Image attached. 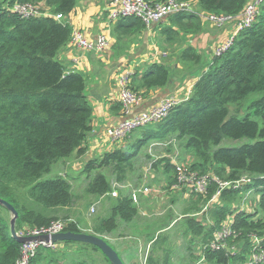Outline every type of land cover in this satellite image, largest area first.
<instances>
[{
    "label": "trees",
    "instance_id": "1",
    "mask_svg": "<svg viewBox=\"0 0 264 264\" xmlns=\"http://www.w3.org/2000/svg\"><path fill=\"white\" fill-rule=\"evenodd\" d=\"M147 1L155 4L168 0ZM174 1L189 3L192 9L171 14L167 24L159 25L169 45H179L181 38L201 31L203 19L199 12L235 17L252 0ZM76 3L77 0H0V199L16 210V231L23 227H47L60 220L65 223V232L83 233L68 213L75 202L71 184L61 177L41 181L52 165L66 162L73 154L82 156L92 130V107L85 94L84 77L67 73L58 60L71 36L69 26L62 20ZM16 4H29L41 12L23 18L12 11ZM41 4L50 14L41 9ZM145 29L141 20L126 17L115 22L112 33L121 43ZM178 59L201 70L198 69V80L188 100L175 106L163 121L147 125L132 145L134 149H114L87 162L83 172L95 175L87 183L86 192L105 196L110 185L103 169L111 168L116 180L123 181L140 148L177 135L183 148L197 159L190 172L198 176L212 172L228 181L245 175L251 178V184L221 193L219 202L226 207L210 210L213 225L208 230L201 220H188L191 233L204 237L203 255L208 261L236 264L246 259L250 237L264 236V0L254 23L241 30L232 45L208 62L206 68L201 67L202 56L192 47L184 48ZM175 76L176 72L164 64L153 63L131 76L130 87L135 92L164 89ZM251 94L259 98L250 103L248 112L242 118L231 116L229 105L239 104ZM223 139L248 143L223 148L220 147ZM163 171L168 175V186L177 182L173 163L165 164ZM215 190L216 185L211 184L203 196L205 201ZM248 191L259 196L258 200L249 213H238L241 206L235 207L234 201L238 196L242 199ZM111 199L115 202L110 217L97 221L92 233L103 240L117 229V219L131 222L137 215L128 196L120 194ZM1 211L6 209L0 206V264H16L21 244L12 239L10 220ZM233 215L227 244L231 247V243L239 241L241 253L231 257L224 249L212 251L207 245L213 233L221 228V222ZM42 253L54 251L40 248L31 264L37 263ZM147 264L155 263L148 258Z\"/></svg>",
    "mask_w": 264,
    "mask_h": 264
},
{
    "label": "crops",
    "instance_id": "2",
    "mask_svg": "<svg viewBox=\"0 0 264 264\" xmlns=\"http://www.w3.org/2000/svg\"><path fill=\"white\" fill-rule=\"evenodd\" d=\"M41 9L45 10L46 14H50V10L44 4H41ZM62 21L69 26L71 33L74 30H79L87 39L93 42L100 35H106L108 39L107 47L101 52L83 51L68 41L58 54V60L64 65L67 73H78L84 77L86 83L85 94L92 107V130L85 143V153L80 157L73 154L69 160L58 166L60 171L57 177L64 178L69 183L80 182L82 178L79 175L84 168L83 165L87 164V162L99 159L114 149L122 148L124 140L119 143L111 142L107 136V131L110 128L125 119L121 108H116L117 105H120L118 101V79L122 74L129 73L132 76L136 72L141 73L148 65L153 63L164 64L169 70L176 72V76L173 77L169 85L164 89L136 90V93L141 97V101L138 106L133 107L130 117H136L141 113L151 110L165 99H174L179 102L185 101L192 94L193 86L198 80L200 68L180 62L178 59L180 52L186 47L194 48L202 56L201 67L203 66L204 69L207 63L211 62L216 47L227 41L228 37L233 34L236 25V22H231L225 28L218 29L212 24L203 21L202 29L198 34L187 35L184 39L181 38L179 45H169L165 41V37L160 33V26L154 24L149 27L146 26V29L139 35L129 37L126 41L118 43L112 33L115 21L111 22L108 19L106 0H77L74 9ZM167 23L168 19L165 18L160 24L165 25ZM135 140L136 138H131L128 142L133 145ZM160 172H158V176L152 178L154 188L148 193L154 195V197L150 199L140 195L139 202L134 204L137 209L135 218L131 222H118L115 233L104 236L105 239L115 246L114 249L121 252V259L127 264H133L132 262L135 261L138 253L142 249L146 250L147 247L150 248L152 244L151 239H148L150 236L149 232L156 222L148 219V209L152 207L159 208L160 204H157V201L164 199V193H160L159 188L162 190L165 186L166 175L163 170ZM102 173L104 174L103 171ZM111 184H113L112 180L109 182V185ZM83 185L84 183H82V187ZM147 185L149 186L151 183ZM148 186L143 185L141 187ZM82 187L80 186L79 193H81ZM109 194L99 197L98 200H103L106 196L110 198ZM182 194L184 197H182ZM188 194H190L188 190L182 191L181 196L175 197L176 204L175 202L174 204L178 205L181 198V200H184L181 203L185 206L187 204L185 199L190 198ZM121 195L126 194L121 192ZM90 197L92 200L94 196ZM258 197L256 199L255 196V203ZM222 204L221 202L215 203L210 207V210L215 207H226V205L223 204L222 206ZM112 207L113 203L108 202L104 206L105 212L111 211ZM167 207H173L171 202H165L162 208ZM249 209L250 204L248 208H244V210H247V213H249ZM210 210L206 213V217L210 213ZM201 212L202 210L198 214ZM198 214L195 215L198 216ZM230 218L224 219L221 225L227 223ZM208 221L212 222V220ZM147 239L148 241H146ZM63 247L65 246L61 245L59 249ZM201 256H203V253ZM154 257L153 252L148 255V258H151L155 264H163L164 262L175 264L173 259L160 258V260ZM194 259H196V256L192 261ZM212 263L215 264V262ZM181 264L193 263H188L184 260Z\"/></svg>",
    "mask_w": 264,
    "mask_h": 264
},
{
    "label": "rangeland",
    "instance_id": "3",
    "mask_svg": "<svg viewBox=\"0 0 264 264\" xmlns=\"http://www.w3.org/2000/svg\"><path fill=\"white\" fill-rule=\"evenodd\" d=\"M39 11L41 12L40 9ZM160 23H158V26L160 25ZM258 98L259 96L257 94H251L243 102L239 104L229 105L230 115L234 116L233 114H235L236 117L242 118L248 112L247 108L250 105V103L253 102L254 100H257ZM259 121L260 120H258V122ZM147 128L148 126H144L135 129L132 133L129 134L128 137L124 139L122 148L120 149H125V150L130 148L134 149V147H132V145L128 142L129 139L131 138L138 139L139 134H143V131H145ZM244 143H248V141L247 140L233 141L229 139H223L221 141L220 147L236 148ZM133 152H135V150ZM169 161L170 163H173V167L176 168V171L174 172V178L177 179L179 177L177 168L190 172L189 171L190 166L192 165V163L197 161V159L191 156V154L183 148V141L178 140L177 135H171L165 142L151 141L148 143L147 146L140 148L138 155L132 160L131 167L127 169L126 177L123 181L116 180V176H114L111 173L112 170L111 168L103 169L102 171L104 172V174L107 175V179L109 182H111V180L113 181V184L114 182L115 183L118 182L121 184H128L130 186H134L135 188H139L143 185L148 186L147 184L151 183V185H149L148 188L152 190L154 188L152 178L158 176V172H160V170L162 172L163 168L165 167V164H167ZM59 164L61 163L52 165L50 172L48 174H45L44 177H42L41 181L56 178L60 171L58 169ZM85 165L83 166L85 167ZM83 169L81 174L79 175V177L82 178L80 182L79 181L74 183L70 182L72 184V195L74 196L75 202L71 207V209L68 210V213L71 220L78 222L83 233L92 234L93 228L97 223V221L102 219H107L111 215L110 211L105 212L106 209L104 208V206L107 205L108 202L114 203L115 200L110 199L113 198L111 196L110 198L109 196H106L103 200H98L99 197L94 196L93 199L91 200L90 197L91 195H89V193L86 192V188H87V183L95 175V172L92 175L88 176L87 174L85 175ZM164 174L166 175L165 186L163 187L162 190L159 188V192L164 193L163 195L164 199L161 201L160 200L157 201V204H160L159 208L152 207L148 209V216H149L148 219L152 222H156L154 227L149 232L150 236L148 239H151L150 241L152 244L150 248L147 247L146 250L142 249L137 255L136 258L137 260L135 259V261L132 263L142 264L145 258L147 261L148 255L153 252V255H155L154 257L155 259H160V258L162 259L167 258V260L173 259L175 264L176 263L181 264L184 260H186L188 263L191 262L193 264H213L212 262L208 261L204 257V255L201 256L202 253L204 254L203 250L205 249V244H203L204 237L194 236L188 228V220L190 219L201 220L200 222H203L206 230H208L211 227L210 226L211 222L208 221V220H212L211 213H209L207 217L206 214L204 213L202 215V212L198 214L207 202L203 197L205 196V194L204 195H198L195 193L188 194L190 195V198L185 199V202H187L188 205L186 204L184 206L181 203V201L184 200H181V198L179 200V204L175 205L176 204V201L174 200L175 197L178 198L179 195L181 196L182 191L186 190V186L189 183L188 182L189 179L183 176L184 181L179 182L178 180L176 183H173L172 185L168 186L167 183L168 175L166 173ZM206 174L209 175L210 172ZM82 183H84L83 187H82ZM113 184L110 185V192L112 190ZM80 186L82 187L81 193H79ZM21 194L22 193H19L18 195L21 196ZM247 194H248L247 196L248 200L246 203L243 202V198L241 199V197L238 196V198L234 201L233 205L235 207L241 206L243 208H248L250 204L249 210L251 211L255 203L256 195L253 194L251 191L244 193V195ZM141 196L150 199L154 197V195L152 194H147V195L142 194ZM182 197H184L183 194ZM165 202L166 203L171 202L173 207L162 208L165 205ZM93 206H94V212H91L90 208ZM1 213L7 219L9 220L11 219V215L7 210L1 211ZM195 214H198V216H196ZM117 220H118L117 221V226H118V222H122V221L120 219ZM24 228L25 227L17 229L18 231H16V233H20L21 231L24 230ZM115 231H113V234L115 233ZM148 239L146 241H148ZM104 240L113 249L115 248V246L112 243H110L109 240L107 239ZM212 240L213 239H211L210 241ZM56 244L57 246L60 244L62 245L66 244V245H64L65 247L61 249L55 250L53 254L42 253L41 256L39 257L40 260H38V262L34 264H77L78 262H82V261H85L89 264H110L100 250L93 249L92 246L90 245L73 243V242L70 243L63 242ZM239 244H240L239 241H237L235 244L231 243V247L241 248V245L239 246ZM114 250L121 258L122 257L121 252H119L117 249ZM195 256L196 259L192 261V259ZM123 263L127 264L124 261Z\"/></svg>",
    "mask_w": 264,
    "mask_h": 264
},
{
    "label": "built area",
    "instance_id": "4",
    "mask_svg": "<svg viewBox=\"0 0 264 264\" xmlns=\"http://www.w3.org/2000/svg\"><path fill=\"white\" fill-rule=\"evenodd\" d=\"M108 6V19L109 21H117L121 18L131 17L141 20L145 26L149 27L154 24H158L167 18L171 14L181 13L192 9V5L189 3H179L174 0H168L161 3H151L147 0H106ZM263 0H252L250 1L243 11L238 16H225V15H212L200 13L199 15L215 28L222 29L225 28L229 23L236 22L235 30L232 35H230L226 42L220 44L216 47L213 52L212 59L216 56H220L225 52L233 43L235 36L243 29L249 28L257 18L259 14V7ZM12 11L17 13L23 18H29L31 16L39 15V9L33 7L32 5L16 4L13 6ZM69 42L78 49L87 52H101L108 44V39L106 35H100L95 42L87 39L84 34L79 30H74L71 33ZM130 77L129 73L122 74L118 79L119 95L118 101L121 105V112L124 116V120L107 131V136L111 142L119 143L129 136L135 129L141 128L153 123H158L163 121L169 115L170 111L177 106L180 102L174 99H165L160 102L157 106L151 110L141 113L136 117H130L132 109L138 106L141 97L139 94L134 92L130 87ZM188 100V97L186 98ZM185 100V101H186ZM179 177L176 179L179 182L184 181V177L189 179V183L186 186V190L190 194H206L208 187L211 184L216 185V190L211 198L206 202L202 209V214L207 213L210 207L215 203L219 202L220 195L225 190H239L243 186L251 184V178L247 175L242 176L238 180L228 181L223 180L210 172L209 175L198 176L194 172H187L180 168H177ZM184 174V175H183ZM184 176V177H183ZM181 190V189H179ZM152 190L148 187L135 188L130 185L114 183L112 185V190L110 196L117 198L120 196L121 192H124L128 196L133 204L139 202V196L142 194H148ZM249 192V191H248ZM248 194L243 195V202L246 203L248 200ZM244 205V204H243ZM242 205V206H243ZM94 212V206L90 210ZM247 212L243 207L237 211ZM250 212V210H249ZM234 219L231 216L228 222L221 225L218 231L213 233V240L207 245L212 251H217L224 249L227 254L234 257L241 252V248L228 247L227 239L231 235L230 225ZM212 222L211 225L212 226ZM65 223L58 220L52 222L47 227L35 228L26 227L20 233H17L21 237H40L48 236L65 232ZM250 250L246 256V259L242 262H237L236 264H264V236H251L250 240ZM62 244L58 245L56 243L36 241L23 243L20 246V257L16 264H31L32 259L38 253L40 248H50L53 251L60 248ZM245 256V254H244ZM142 264H147L146 258Z\"/></svg>",
    "mask_w": 264,
    "mask_h": 264
},
{
    "label": "water",
    "instance_id": "5",
    "mask_svg": "<svg viewBox=\"0 0 264 264\" xmlns=\"http://www.w3.org/2000/svg\"><path fill=\"white\" fill-rule=\"evenodd\" d=\"M0 206L5 208L11 215V219L9 222L10 225V233L12 239H14L19 244L27 243V242H36V241H44L51 243H63V242H73L79 244L90 245L98 250L106 257L110 264H124L117 252L102 238L94 235V234H86V233H73V232H62L51 237L48 236H40V237H21L18 236L15 230L16 220H17V212L16 210L6 201L0 199Z\"/></svg>",
    "mask_w": 264,
    "mask_h": 264
}]
</instances>
